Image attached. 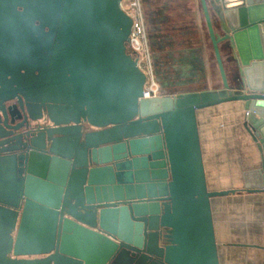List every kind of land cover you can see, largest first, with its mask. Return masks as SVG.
Wrapping results in <instances>:
<instances>
[{
    "label": "water",
    "instance_id": "water-1",
    "mask_svg": "<svg viewBox=\"0 0 264 264\" xmlns=\"http://www.w3.org/2000/svg\"><path fill=\"white\" fill-rule=\"evenodd\" d=\"M120 1L0 0V34L29 49L15 63L0 40V264H218L210 197L225 192L207 191L196 111L264 101L230 88L219 52L264 60V0H198L221 89L153 99ZM247 129L259 166L244 189L264 192V117Z\"/></svg>",
    "mask_w": 264,
    "mask_h": 264
},
{
    "label": "crops",
    "instance_id": "crops-1",
    "mask_svg": "<svg viewBox=\"0 0 264 264\" xmlns=\"http://www.w3.org/2000/svg\"><path fill=\"white\" fill-rule=\"evenodd\" d=\"M160 2L142 0L151 51L157 63L167 52L200 51L198 55L204 60L207 78L182 91L220 90L221 79L199 1L180 2L176 7L175 1H164L162 5ZM157 15L168 21L165 27L158 23L150 25L152 17L158 18ZM159 36L164 38V43ZM219 52L233 91L241 82L244 93L264 94V60L243 65L236 50L230 52L224 44ZM175 93L182 92L175 90ZM248 106L256 112L255 116H245L243 101L224 102L196 111L207 191L225 192L210 197L218 264H264V192L244 189L245 179L259 166L256 144L247 124L264 117V101L252 100Z\"/></svg>",
    "mask_w": 264,
    "mask_h": 264
},
{
    "label": "rangeland",
    "instance_id": "rangeland-1",
    "mask_svg": "<svg viewBox=\"0 0 264 264\" xmlns=\"http://www.w3.org/2000/svg\"><path fill=\"white\" fill-rule=\"evenodd\" d=\"M154 1L156 2L161 1L160 2L161 5L162 3H164V1L166 2L175 1L174 7H176L179 6L182 2L184 3L188 0H154ZM188 9H187L188 13L191 14ZM158 16L159 15H157V17ZM164 19L165 18L152 17V21L150 25L152 24L157 25L158 23V24H163V26L164 25L166 26L168 21H164ZM155 28L156 27H153V29ZM159 38H161V40L164 39L163 37L160 36ZM172 43L175 44V41H173ZM199 53L200 51L196 53L195 51L192 50L187 51V53L184 54L181 53V51H178V53L167 52L166 57H159L160 59L159 63H157V58L155 59V57L153 56L152 64H153L154 72L157 75L160 86L162 88V91H164V93H168L175 90L182 91L183 88L188 87V85L190 84H195L200 80L203 81L206 80L208 73L205 70V64L203 58L201 57V55H198ZM217 77H219L218 73H217ZM216 81L218 82V80ZM116 264H131V258L124 254L123 258H121V260H119V262ZM137 264H141V262H138Z\"/></svg>",
    "mask_w": 264,
    "mask_h": 264
},
{
    "label": "built area",
    "instance_id": "built-area-1",
    "mask_svg": "<svg viewBox=\"0 0 264 264\" xmlns=\"http://www.w3.org/2000/svg\"><path fill=\"white\" fill-rule=\"evenodd\" d=\"M121 9L130 18L132 25L125 44L126 54L129 55L145 74L146 80L143 86V98L153 99L154 97L165 96L159 80L153 68V54L151 51V39L148 33L144 4L142 0H121ZM256 112L250 109L245 110V116H255Z\"/></svg>",
    "mask_w": 264,
    "mask_h": 264
},
{
    "label": "flooded vegetation",
    "instance_id": "flooded-vegetation-1",
    "mask_svg": "<svg viewBox=\"0 0 264 264\" xmlns=\"http://www.w3.org/2000/svg\"><path fill=\"white\" fill-rule=\"evenodd\" d=\"M25 36H26V33H24V32L22 34H20V36H19V34L17 32H12V34H7V35H5L4 33L0 34V40H5V39H9L10 40V39H12L13 42H15V44H13V47H11V49H9V52H13L12 54H14V59H15L14 62L15 63L20 61L19 56L17 55V53L20 54V52H21V54L22 53L24 54L25 51H29V49L27 50V48H22V47L17 49L19 46L16 45V43L19 44V42H17L16 39H18L19 37L24 38ZM2 54H5V50L2 49V47L0 45V79L3 78V76H5V74L7 72L6 66L3 64V60L1 58ZM16 59H19V60H16ZM26 59H28V58H26ZM11 60H13V59H11ZM15 68H17V64H15L11 68H9L8 71L10 69H12L11 71H13ZM18 72H19V70H18ZM20 73H22V72H20ZM15 79H16V83H14V85L12 86V88H10V90H14V89H17L18 87H20L23 91H26V92L35 91L34 89L31 88V86L34 83L32 78L31 79H24L22 77L21 78L15 77ZM174 93H175V91H171V92H168L167 95H171V94H174ZM14 102H12V103H14ZM42 114H43V119L38 122V124L40 125L41 129L45 128V127H49L51 125V123H49V121H47V118L45 116L44 111H42ZM33 125H35V124H33ZM29 129L37 130V127L32 126Z\"/></svg>",
    "mask_w": 264,
    "mask_h": 264
},
{
    "label": "trees",
    "instance_id": "trees-1",
    "mask_svg": "<svg viewBox=\"0 0 264 264\" xmlns=\"http://www.w3.org/2000/svg\"><path fill=\"white\" fill-rule=\"evenodd\" d=\"M207 31V30H206ZM207 37H208V34H207ZM209 38V37H208ZM209 41H210V38H209ZM210 44H211V42H210ZM211 48H212V46H211ZM182 93H188V92H190L189 90L188 91H181ZM192 92H194V91H192ZM196 92V91H195ZM167 95V93H165V96Z\"/></svg>",
    "mask_w": 264,
    "mask_h": 264
}]
</instances>
